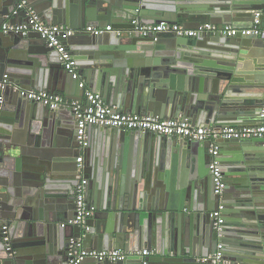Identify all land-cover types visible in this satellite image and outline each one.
<instances>
[{
  "label": "water",
  "instance_id": "95a60500",
  "mask_svg": "<svg viewBox=\"0 0 264 264\" xmlns=\"http://www.w3.org/2000/svg\"><path fill=\"white\" fill-rule=\"evenodd\" d=\"M27 2L47 24L75 31L77 45L69 47L80 74L117 110L187 119L198 126L255 124L251 120L264 104V70L252 77L243 59L257 57L264 64V45L247 50L251 43L262 45L260 36H144L131 22L250 28L253 14L264 11V0ZM16 3L0 0V79L16 86L0 89V100L4 90L16 94L0 102V264H66L68 236L62 223L74 216L79 179L74 117L67 108L52 110L21 97L19 89L73 98L80 79L71 78L37 32L1 31ZM99 24L111 25L112 31L84 30ZM98 130L82 163L86 199L94 208L84 246L127 255L117 262L87 258L81 264H141L143 259L147 264H207L198 259L219 244L225 264H264L263 138L219 139L230 151L219 155L226 187L217 196L211 141L107 126ZM219 202L225 206L221 237L210 217ZM5 225L11 250L3 240ZM143 248L151 253L142 257L137 252Z\"/></svg>",
  "mask_w": 264,
  "mask_h": 264
},
{
  "label": "built area",
  "instance_id": "2783aa9c",
  "mask_svg": "<svg viewBox=\"0 0 264 264\" xmlns=\"http://www.w3.org/2000/svg\"><path fill=\"white\" fill-rule=\"evenodd\" d=\"M16 6L11 16H23L24 20L15 23L6 20L1 25L2 32L12 31L14 33L26 35L29 32H37L44 39L47 46L56 50L61 66L71 75L73 79H80L78 87L84 89L85 99L67 98L61 94L47 90H26L19 89V95L27 100L40 103L49 109L59 108L69 109L74 117L75 140L78 144V155L76 157L77 171L79 179L74 188V216L72 219L62 223L63 227L71 226L80 228L79 234L70 235L67 243V262L66 264H81L85 259L92 258L97 261L117 262L124 259L127 255L120 249L97 250L84 246V238L90 229L89 220L94 214V208L89 205L86 199L87 179L84 177L82 163L84 160L82 151L89 145L88 128L89 126L115 127L126 130L149 132L160 135H170L180 139L191 141H211L210 172L212 176L213 190L217 196H221L226 187L220 162L217 158L219 139H245L263 138L264 139V104L259 112V122L252 126L242 127H214L195 125L187 119L168 118L161 119L150 115L139 113H126L117 110L109 105L102 98L100 93L85 89V82L80 78L76 59L66 45L67 39L75 33L74 30L62 24H47L31 7H28L27 0H16ZM23 12V14H22ZM9 16V18L11 17ZM8 17V16H6ZM263 12L257 11L253 14L252 27L235 28L231 24L217 25L213 23L199 24L196 28L185 27L181 23H170L159 21L156 23L144 24L137 19H133L131 24L133 29L140 35L150 33L174 32L177 36L194 37L197 34H211L225 37H233L237 34L248 36H260L263 30ZM85 31L100 34L111 31L110 25L107 26H86ZM119 32V30H117ZM13 86L8 78L0 79V89ZM2 99V98H1ZM0 102H2L0 100ZM224 204L219 202L210 212L214 231L219 237L222 236L223 224L225 221ZM3 240L7 243V250H11L10 238L7 235V226H3ZM139 255L147 256L151 253L147 248L137 252ZM133 254V253H128ZM207 264H225L222 244L218 245L217 250L207 256L198 259ZM141 264H147L142 260Z\"/></svg>",
  "mask_w": 264,
  "mask_h": 264
},
{
  "label": "crops",
  "instance_id": "0c3cea01",
  "mask_svg": "<svg viewBox=\"0 0 264 264\" xmlns=\"http://www.w3.org/2000/svg\"><path fill=\"white\" fill-rule=\"evenodd\" d=\"M36 12V11H35ZM263 14H264V11H263ZM9 16H11V14L10 15H8V17H6L5 18V21L6 20H8V21H11V22H15V23H20V21H22V20H24V18H23V16H20V15H18V16H11L10 18H9ZM4 21V22H5ZM46 23V22H45ZM3 24V23H2ZM1 24V25H2ZM49 24V23H48ZM50 24H52V23H50ZM127 24V22H125V21H123V22H121V25H126ZM62 25H64V26H66L65 24H62ZM92 26V25H91ZM94 26H100V24L99 25H94ZM111 26V25H110ZM100 27H102V26H100ZM71 29V28H70ZM112 31V30H111ZM106 32H110V31H106ZM4 33H6V32H4ZM104 33V32H103ZM75 34V33H74ZM74 34H72L71 36H70V38H68L67 39V41H66V45H67V47L69 48V50H70V45L71 46H76L77 45V37H75V35ZM260 38L261 39H263V41H264V19H263V30H262V33H261V35H260ZM263 45H264V42H262V45H261V43H259V44H257L256 43V45H254L253 43H251V44H249V46L247 47V50H249V49H251V48H255V49H262L263 48ZM72 51V50H71ZM72 53V52H71ZM74 56V55H73ZM244 60V62H243V68H245V69H247V70H252V71H254L253 72V74H252V77L254 76V75H259V73H261V71L262 70H264V64H260L259 62H258V58L257 57H249V58H244L243 59ZM77 62V61H76ZM78 66V65H77ZM78 68V71H79V75H80V78L85 82V89H88V90H92V87L89 85V83H88V81H87V79L85 78V76H83V75H81L80 73H81V71H80V68L79 67H77ZM72 78V77H71ZM255 84H258L259 83V81L258 80H255V79H253L252 80ZM81 88H79V87H76V89H75V93H77L78 94V96H73V99H78V97H81V95H80V93H81V90H80ZM46 90V89H45ZM93 91V90H92ZM95 92H97V90L95 91ZM258 93V92H257ZM60 94V93H59ZM61 95H63V96H65L64 94H61ZM11 98V99H15L16 98V94H15V92L14 91H10V90H4L3 91V95H2V99H1V101H2V103L5 101V98ZM66 97V96H65ZM67 98H69V97H67ZM83 99H85V97H84V93H83V96H82V100ZM256 120L254 121L253 119L251 120L252 121V123H255V124H257L258 122H259V117H257V118H255ZM74 125V124H73ZM254 125V124H253ZM250 126H252V125H250ZM75 127V126H74ZM98 126L97 127H95L94 126V128L93 129H91L90 131H88V137H89V146L85 149V150H83L82 151V153H83V157L85 156V154L88 152V150H89V148H90V141H92V142H94L95 140H96V138H97V134H98ZM177 138V137H176ZM216 145L218 146V155H217V158H218V160H219V162H220V165H221V169L223 168V166H222V163H221V159H220V153H224V152H229L230 151V148H228L227 149V151H224L226 148H223L222 149V141H220V140H218L217 142H216ZM221 158H222V156H221ZM89 187H90V184H89ZM87 202H88V200H87ZM89 203V205H91L92 206V202H88ZM93 207V206H92ZM64 230H65V233H66V235L69 237L70 235H75L76 233H75V231H76V229L74 228V227H71V226H67V227H64ZM83 264H85V263H83Z\"/></svg>",
  "mask_w": 264,
  "mask_h": 264
},
{
  "label": "flooded vegetation",
  "instance_id": "af4514ba",
  "mask_svg": "<svg viewBox=\"0 0 264 264\" xmlns=\"http://www.w3.org/2000/svg\"><path fill=\"white\" fill-rule=\"evenodd\" d=\"M89 146V145H88ZM87 189H88V180H87ZM73 197H74V189H73Z\"/></svg>",
  "mask_w": 264,
  "mask_h": 264
}]
</instances>
